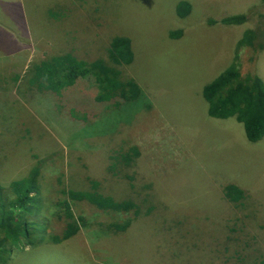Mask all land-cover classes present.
<instances>
[{
	"label": "rangeland",
	"instance_id": "1",
	"mask_svg": "<svg viewBox=\"0 0 264 264\" xmlns=\"http://www.w3.org/2000/svg\"><path fill=\"white\" fill-rule=\"evenodd\" d=\"M53 1L60 0H0V188L9 193L11 181L36 167L47 209L37 219L45 213L49 219L69 190L133 207L102 211L68 199L72 213L84 219L80 234L60 245L13 249L7 264H185L194 242L207 248L210 264H261L264 138L249 143L234 119L208 117L201 88L230 65L241 80L257 75L264 63V0H185L191 11L184 18L175 12L180 0H61L63 8ZM55 7L60 15L68 10L64 27L49 22L45 11ZM241 15L240 25L222 23ZM249 30L255 40L242 41ZM171 31L181 36L170 38ZM113 37L130 39L129 66L107 58ZM66 44L78 59H103L119 80L134 81L142 105L102 108L93 102L96 93L88 94L94 86L78 84L67 110L95 115L84 123L67 114L55 120L51 105L26 100L29 64ZM78 92L87 94L85 103ZM12 123L20 126L5 133ZM229 184L244 192L243 207L224 198ZM127 222L126 231H115L114 224ZM62 228L50 220L47 231ZM189 260L201 264L198 256Z\"/></svg>",
	"mask_w": 264,
	"mask_h": 264
},
{
	"label": "trees",
	"instance_id": "2",
	"mask_svg": "<svg viewBox=\"0 0 264 264\" xmlns=\"http://www.w3.org/2000/svg\"><path fill=\"white\" fill-rule=\"evenodd\" d=\"M53 2V4H58V8H63L64 3L61 0ZM58 8L46 9L45 13L50 17L51 25L60 24L64 27L69 23V19L64 22L68 17V10H61L63 15H60L56 10ZM54 10L56 11L54 12ZM190 11L191 5L188 2L181 0L177 3L175 12L179 18L186 17ZM245 21V17L241 15L223 19L222 23L240 25ZM255 35L254 31L249 30L245 32L242 41L252 42L255 40ZM64 36L66 39L67 34ZM180 36V31L169 32L170 38L176 39ZM0 42L2 45L4 44V40H0ZM63 45L59 54L57 52L49 54L45 59L29 64L25 78L29 75L30 77L24 81L23 85L26 100L34 99L39 100V103L51 105V112L53 116L54 114L56 116L55 120L63 119L67 114V116L71 115L74 120H81L84 123L90 122L95 118V115L85 112L80 115L74 111L73 107L67 110L68 103L72 98V88L78 84H92L96 91L88 94L92 96L96 93L92 97L93 102L102 108L103 104L111 102L114 108L133 104L142 105L144 94L134 81L122 82L118 78V71L108 64L106 65L103 59L93 61L78 59L74 49L67 50V44ZM106 52L107 58L115 65L129 66L134 59L131 41L127 37H113ZM2 77L4 76L0 73V79ZM201 98L206 104L208 117L216 120L234 119L242 126L244 136L249 143L255 144L264 138V84L258 77L248 76L241 80L236 67L230 65L201 88ZM76 99L80 103H85L87 94L80 93ZM151 108L152 106H147V110H151ZM22 125L25 126L24 123ZM17 126L18 124L15 127ZM77 126L78 124L74 128ZM15 127L13 123L9 124L8 131L5 133L11 134ZM29 132V129L27 131L25 129L26 134ZM27 137L28 135L14 136L19 139ZM28 139H33V137ZM133 153L134 155L138 154L135 151ZM126 157L122 158L126 159ZM130 157L133 160V155ZM33 158L36 156L34 155ZM38 176L39 169L33 167L24 176L10 182L9 193H4L3 188H0V192L3 191L2 194L0 193V264L8 263L13 249L16 251L25 248L34 250L45 243L60 245L71 239L74 240L84 226V219L72 213L68 199L76 202L86 201L102 211L125 212L133 207L130 202L116 201L101 193L69 190L65 193L68 199L55 203L56 210L52 212L49 219L46 213L41 214V218L37 219L40 209L47 210L39 198ZM92 184L97 186L96 182H92ZM224 196L237 208L243 207V203L247 200L244 192L237 185L225 186ZM50 220L63 225L60 234L47 231ZM130 225V222L121 225L114 224V229L117 232H124ZM95 232L101 236L103 230L99 229ZM194 243L195 245L191 248L194 251L188 253L187 262L182 261V263L192 264L189 258L198 256V259L201 260L199 263L210 264L207 248H201L198 242ZM48 254L44 251L42 256L45 258ZM261 264H264V260L261 261Z\"/></svg>",
	"mask_w": 264,
	"mask_h": 264
},
{
	"label": "crops",
	"instance_id": "3",
	"mask_svg": "<svg viewBox=\"0 0 264 264\" xmlns=\"http://www.w3.org/2000/svg\"><path fill=\"white\" fill-rule=\"evenodd\" d=\"M180 1H181V0H180ZM184 1H185V0H184ZM177 3H178V2H177ZM177 3H176V5H177ZM260 66H261V67L258 68V71H257V73H256V74H257L256 77H258L259 79L263 80L260 74H261L262 72H264V63H263V64H260ZM263 84H264V83H263ZM200 247H201V248H204V247H202V246H200Z\"/></svg>",
	"mask_w": 264,
	"mask_h": 264
}]
</instances>
